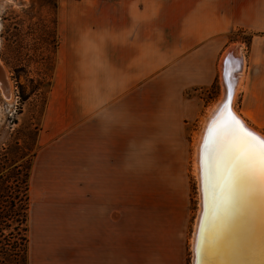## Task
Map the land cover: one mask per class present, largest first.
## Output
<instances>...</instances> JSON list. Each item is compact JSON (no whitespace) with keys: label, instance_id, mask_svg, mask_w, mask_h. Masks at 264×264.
Instances as JSON below:
<instances>
[{"label":"crops","instance_id":"0c3cea01","mask_svg":"<svg viewBox=\"0 0 264 264\" xmlns=\"http://www.w3.org/2000/svg\"><path fill=\"white\" fill-rule=\"evenodd\" d=\"M61 6L63 19L94 16L89 40L66 41L74 60L64 76L73 73V80L87 81L79 87L86 94H78L77 112L78 118L88 113V136L86 145L68 157L58 135L41 140L30 177L29 259L30 264L65 258L71 264H112L113 192L122 188L113 183L114 162L122 164L128 145L144 144L146 138L151 144H176L178 122L183 123L186 112L184 90L216 80L219 53L232 33L252 36L249 86L258 90V69L264 66V0H78ZM239 74L237 94L245 86L244 64ZM146 81L151 82L147 91ZM155 162L161 163L157 173L166 184L174 163L164 158ZM176 191L164 186L162 193L172 198ZM169 201L163 197L155 219L166 220Z\"/></svg>","mask_w":264,"mask_h":264},{"label":"rangeland","instance_id":"374dc122","mask_svg":"<svg viewBox=\"0 0 264 264\" xmlns=\"http://www.w3.org/2000/svg\"><path fill=\"white\" fill-rule=\"evenodd\" d=\"M63 1L73 4L78 0H0V65L10 88V97L0 95V264H30V177L41 140L46 142L58 135L56 139L70 153L67 157L75 156L87 142L88 113L78 118L77 112L78 94L82 93L83 98L86 94L79 87H86L87 81L73 80V73L65 79L64 76L65 71L72 70L74 60L68 54L66 41L73 44L80 38L89 40L94 16L80 20L70 14L64 22ZM250 43L251 35L230 34L218 62L229 48L242 47L245 86L236 95L234 108L264 134V66L258 69L262 72L256 80L258 90L254 84L250 88ZM259 44L257 51L263 47ZM87 65L84 72L88 71ZM215 79L210 86L184 90L182 100L187 113L183 123L178 122L176 144L172 147L151 144L146 138L144 144L128 145V158L122 164L114 162L113 183H121L122 188L113 192L116 217L113 218L112 264H190V241L198 209L192 169L194 143L204 117L222 94L219 74ZM145 84L147 91L151 82ZM144 122L148 124L147 119ZM159 158L174 163L169 181L163 185L157 173L161 163L155 162ZM163 166L167 167L168 163L164 162ZM164 186L179 190V194L176 191L172 198L165 196ZM163 197L170 200L166 204L167 218L156 220L155 211L158 214L157 205L162 204ZM55 264H71V258Z\"/></svg>","mask_w":264,"mask_h":264},{"label":"bare ground","instance_id":"6f19581e","mask_svg":"<svg viewBox=\"0 0 264 264\" xmlns=\"http://www.w3.org/2000/svg\"><path fill=\"white\" fill-rule=\"evenodd\" d=\"M241 50L229 48L219 60V80L222 86L221 96L217 99L202 121L194 143L193 174L197 183L198 209L191 237L190 264H264V198L258 193H250L247 186L240 184L231 199L224 203L221 197L219 181L213 187L209 178V154L204 149V179L200 176V155L203 135L207 125L228 100V107L242 125L264 138L259 130L251 126L234 108V101L241 79L243 67ZM234 65V66H233ZM236 67L235 70L233 68ZM237 77L240 78L237 80ZM237 80L235 85H232ZM0 95L10 97V88L5 72L0 65ZM217 164L223 170V161L217 158ZM207 187V192L205 188Z\"/></svg>","mask_w":264,"mask_h":264},{"label":"snow or ice","instance_id":"6c2138e0","mask_svg":"<svg viewBox=\"0 0 264 264\" xmlns=\"http://www.w3.org/2000/svg\"><path fill=\"white\" fill-rule=\"evenodd\" d=\"M228 100L207 125L200 155V176L204 179V149L209 154V178L213 187L219 181L221 197L227 203L237 186H247L250 193L264 198V138L246 129L231 113ZM223 161V170L217 158ZM207 192V187L205 188Z\"/></svg>","mask_w":264,"mask_h":264},{"label":"water","instance_id":"95a60500","mask_svg":"<svg viewBox=\"0 0 264 264\" xmlns=\"http://www.w3.org/2000/svg\"><path fill=\"white\" fill-rule=\"evenodd\" d=\"M226 100H227V99H226ZM226 100H225V101H226Z\"/></svg>","mask_w":264,"mask_h":264}]
</instances>
